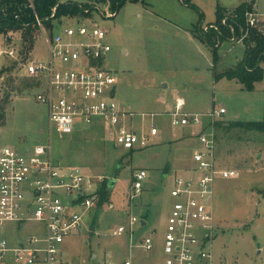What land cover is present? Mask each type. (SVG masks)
I'll use <instances>...</instances> for the list:
<instances>
[{
    "label": "rangeland",
    "instance_id": "obj_1",
    "mask_svg": "<svg viewBox=\"0 0 264 264\" xmlns=\"http://www.w3.org/2000/svg\"><path fill=\"white\" fill-rule=\"evenodd\" d=\"M69 1L78 3L86 14L65 18L62 27L87 24L83 19L87 16L94 18L91 25L109 32L112 51L107 61L119 80L116 99L126 112L135 114L137 133L149 132L153 123L159 133L150 137L148 148L133 153L116 148L100 121L60 136L50 126L48 108L36 100L39 84L25 78L17 68L0 81L1 98L10 95L6 110L0 113V149L50 146V156L57 164L80 167L101 180V193L104 186L108 187V200L100 196L101 205L86 218L87 228L70 240L68 258L91 264L93 256L97 262L123 264L129 259L133 264H162V240L175 202L172 177H190L188 170L194 167L193 155L198 148L192 138L196 129L171 123L168 113L176 100L183 99L189 113L226 108L220 121L223 124L264 119V78L251 92L238 81L215 80V72L223 74L243 61L246 45L232 40L222 43L215 64L213 49L196 34L200 21L202 30L216 22L218 7L230 9H223L228 17L242 0H143L127 3L113 18L104 17L112 12L108 0H63ZM255 1V8L264 13V0ZM49 34L46 27L39 30L30 52L21 31L12 32L8 41L0 35V50L6 45L21 47L32 61L44 60L48 57L45 38ZM10 64L9 59L0 62V72ZM261 68L264 71V61ZM144 113L156 116L143 120ZM217 137L219 163L238 175L218 179L215 184L213 216L219 235L213 242L214 264H264V134L232 130L217 131ZM173 161L170 176L164 178L162 170ZM140 169L148 174L144 189L130 201L133 175ZM132 216L146 220L147 225L135 227L133 235L114 237L113 230L128 227ZM30 233L39 235L42 228L28 224L19 236ZM147 236L155 240L150 253L138 248Z\"/></svg>",
    "mask_w": 264,
    "mask_h": 264
},
{
    "label": "built area",
    "instance_id": "obj_2",
    "mask_svg": "<svg viewBox=\"0 0 264 264\" xmlns=\"http://www.w3.org/2000/svg\"><path fill=\"white\" fill-rule=\"evenodd\" d=\"M32 1L29 0L31 7ZM243 4L249 8L245 12L246 31L238 43H245L255 30L264 37V13L255 8V0H244ZM115 16L113 11L104 14L106 18ZM83 19L87 24L77 27L60 24L58 30L46 35V59L32 61L24 56L21 47L6 45L0 50V62L9 59L25 78L39 84L36 100L48 108L50 126L60 136L73 134L78 126L89 128L100 121L116 148L129 153L144 150L150 146V137L157 136L159 130L153 123L149 132L137 133L133 125L135 114L126 112L116 99L119 80L107 61L112 51L107 40L109 32L91 25L94 18ZM36 21L40 30L45 28L39 18ZM210 29L217 28L209 25L204 31ZM4 36L6 41L13 37L12 32ZM185 106L183 99H177L168 115L174 127L197 130L192 132V138L197 140L198 148L193 155L194 167L188 170L190 177L177 176L173 180L171 196L175 202L162 240V264H214L213 242L219 235L213 216L215 184L218 179L238 175L237 171L222 167L218 160L215 124L227 110L189 113ZM155 116L141 114L143 120H153ZM147 175L144 169L134 173L128 192L130 201L141 195ZM101 184V180H95L80 167L57 164L50 156V146L1 148L0 264H91L68 258V245L87 228L88 215L98 209ZM28 224L38 225L42 233L21 238L19 233ZM145 226L146 220L132 216L128 227L119 226L112 234L133 235L135 227ZM138 248L152 252L154 237H145ZM93 264L116 263L94 260ZM123 264L133 263L128 259Z\"/></svg>",
    "mask_w": 264,
    "mask_h": 264
},
{
    "label": "trees",
    "instance_id": "obj_3",
    "mask_svg": "<svg viewBox=\"0 0 264 264\" xmlns=\"http://www.w3.org/2000/svg\"><path fill=\"white\" fill-rule=\"evenodd\" d=\"M141 1L143 0H108L111 10L116 14L119 13L127 3L136 4ZM32 4L33 7H31L29 0H0V35L21 31L28 52L34 49L36 34L40 30L37 25V18L44 23L45 27L48 28L51 33H54L55 30H58L57 26L61 24L62 20L84 12L78 3L71 1L33 0ZM248 8V5L241 4L231 15L229 14L228 17H225L226 12L223 8L218 7L216 13L217 19L215 22L217 29H210L208 32H204L202 28L199 29L202 21L199 23L196 31L197 37L200 41L208 43L213 49L215 64L219 61L218 50L221 44L241 37L246 31L245 12ZM54 9H56V13H54ZM53 14H55L54 17H52ZM16 16H19V18L16 19ZM224 20H226V23H223ZM244 44L246 45V52L243 61L234 69H230L223 74L215 72V80L218 81L222 78L235 80L241 83L247 91L251 92L254 90V85L264 78V71L261 68V62L264 61V37L256 30L251 31L248 40H246ZM16 69V63L11 62L7 68L1 70L0 81L6 73H13ZM12 83L13 79L11 78L9 80L11 92L15 90V87L11 85ZM9 97V94L4 98L0 96V113L6 110ZM215 126L217 131L224 133H229L232 130H245L247 132L264 134V119L261 122L237 121L228 122V124L218 122ZM107 188V186H104L102 193L100 192L103 201L108 198ZM101 199L99 205H101Z\"/></svg>",
    "mask_w": 264,
    "mask_h": 264
},
{
    "label": "crops",
    "instance_id": "obj_4",
    "mask_svg": "<svg viewBox=\"0 0 264 264\" xmlns=\"http://www.w3.org/2000/svg\"><path fill=\"white\" fill-rule=\"evenodd\" d=\"M181 1H183V0H181ZM184 2V1H183ZM244 3V0H242L241 1V3L239 4V5H237L234 9H236L237 7H239L241 4H243ZM223 9H227V8H223ZM227 10H230V9H227ZM201 22V21H200ZM210 25H215V23H212V24H210ZM231 43H234V44H241V43H238V42H234V41H232ZM222 46V45H221ZM220 46V47H221ZM237 122V121H236ZM178 141H182V138H180ZM172 166H174V161H173V163H172V165L171 164H169V165H167L165 168H164V170H162L163 171V174H162V176L164 177V178H167V177H169L170 176V173H171V171H172ZM145 170V169H144ZM174 178H175V176L174 177H172V179L174 180ZM146 225H147V223H146ZM93 260H97V257L96 256H93V258H92Z\"/></svg>",
    "mask_w": 264,
    "mask_h": 264
},
{
    "label": "water",
    "instance_id": "obj_5",
    "mask_svg": "<svg viewBox=\"0 0 264 264\" xmlns=\"http://www.w3.org/2000/svg\"><path fill=\"white\" fill-rule=\"evenodd\" d=\"M144 224H145V222H144Z\"/></svg>",
    "mask_w": 264,
    "mask_h": 264
}]
</instances>
